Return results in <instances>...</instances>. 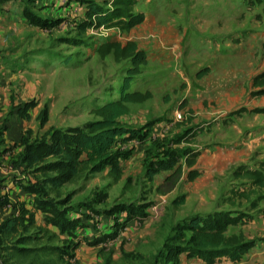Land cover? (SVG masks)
Returning a JSON list of instances; mask_svg holds the SVG:
<instances>
[{
    "label": "rangeland",
    "instance_id": "374dc122",
    "mask_svg": "<svg viewBox=\"0 0 264 264\" xmlns=\"http://www.w3.org/2000/svg\"><path fill=\"white\" fill-rule=\"evenodd\" d=\"M102 2L0 0V31L15 35H6L0 48L6 68L0 79L4 86L19 84L9 110L26 120L23 136L34 142L74 138L97 119L93 108L118 98L131 64L112 54L100 57L99 44L133 40L148 55L130 90L152 97L127 104L121 122L137 137L113 145L119 176L104 165L55 188L44 177L56 175L37 172L28 188L33 206L23 211L34 215L28 234L40 237V245L61 248L59 264H203L188 255L193 244L185 224L196 215L229 212L241 221L253 218L226 233L255 242L241 264H264V218L245 203L227 201L241 182L234 171L258 168L264 160V95H252L251 86L264 70V2L137 0L134 13H143L147 23L129 31L91 27L88 12L79 10ZM11 14L12 21L6 19ZM145 28L154 37L141 38ZM229 68L234 75L220 83ZM188 151L197 154L193 181L187 178ZM173 156L180 174L147 176L153 163ZM53 220L65 222L64 229ZM1 250L0 264H6Z\"/></svg>",
    "mask_w": 264,
    "mask_h": 264
},
{
    "label": "trees",
    "instance_id": "16d2710c",
    "mask_svg": "<svg viewBox=\"0 0 264 264\" xmlns=\"http://www.w3.org/2000/svg\"><path fill=\"white\" fill-rule=\"evenodd\" d=\"M109 1L110 8L102 6ZM253 3H263L264 0H249ZM102 4V5H101ZM101 4H88V15L91 19V27L94 29H118L129 31L142 24L145 20L143 13H134L137 0H103ZM89 22V23H90ZM97 53L104 58L108 55L115 61L129 60L131 67L126 70L119 89L118 98L92 109L96 120L85 125L84 129L72 139L60 142L52 136L50 144L46 141L26 144L23 161L27 165L37 166V172L43 175L53 173L56 176L44 177L55 188L65 182L78 180L86 171L94 170L100 166L109 165L111 176H119V168L116 164V156L112 152L116 142H125L137 137L135 130L125 127L121 119L129 114L127 104L143 103L152 97L151 92L131 91V83L134 78L142 73V67L148 62L147 53L139 48L134 41L125 44L104 41L97 47ZM208 70H202L196 74L200 78ZM252 95H264V70L256 74L252 79ZM54 138V139H53ZM185 163L189 172L188 181H193L199 176V172L193 168L197 154L185 152ZM48 159H53L47 162ZM176 156L169 160H161L153 163L147 169V176L152 178L157 173L174 170L180 174L182 166ZM258 168H249L241 165L234 171V178L240 179V186L230 191L227 199L229 204L241 206L246 204L248 211H256L264 218V160L260 161ZM229 212H217L206 216H193L188 219L185 227L191 233L193 244L187 251L188 255L203 264H241L243 257L255 246V242L247 241L242 234L227 236L229 226L244 224L252 218L238 220L230 217ZM241 221V222H240ZM52 225L64 229L65 222L53 220ZM35 228L34 215L22 214L6 220L0 225V246L4 254L6 264H59L58 260L65 256L61 248L56 246L40 245V237L29 235ZM13 245H8L9 242ZM20 247V248H19ZM57 256V261L51 259Z\"/></svg>",
    "mask_w": 264,
    "mask_h": 264
},
{
    "label": "crops",
    "instance_id": "0c3cea01",
    "mask_svg": "<svg viewBox=\"0 0 264 264\" xmlns=\"http://www.w3.org/2000/svg\"><path fill=\"white\" fill-rule=\"evenodd\" d=\"M87 10V7H83L79 11H83V14H85L88 12ZM71 16L73 17L72 14ZM82 18L85 17L83 16ZM6 19L12 21L15 18H13L11 14L9 17H6ZM146 21L147 18L145 17L144 22L133 29L141 26L145 27ZM150 29L148 30L145 28L141 30L143 32L148 30V32H145V34L148 33L147 36L143 32H141L142 35L140 33L141 38L142 36L147 38L153 36ZM86 30L88 31L87 28ZM8 31L9 30H5L4 33L0 31V48L7 45V42L3 41L6 35L11 38L15 36L12 32L8 33ZM138 39H140L139 36ZM21 40L22 39H20V42H23V40ZM25 41H27V43L30 42L29 39ZM139 48L143 49L145 52L147 51L143 46H139ZM22 52H24L23 49ZM5 69L3 65H0V78L4 76ZM228 70L230 73L228 74L225 72V77L220 78V83H224L226 79L231 80L230 75H234V72L230 68ZM4 84L5 82L0 79V225L10 218L24 214V210H28L33 206L31 198L32 193L28 188L33 187L37 173V166L31 167L23 161L25 146L26 144L34 143V141H32L34 138L30 136L29 138H27L28 136L25 138L23 136L26 132V120L17 109H13V111L9 110L12 104L10 94H14L12 91L19 89V84H12V86H4ZM20 99L21 98H19V101ZM29 204H31L30 207L28 206Z\"/></svg>",
    "mask_w": 264,
    "mask_h": 264
},
{
    "label": "built area",
    "instance_id": "2783aa9c",
    "mask_svg": "<svg viewBox=\"0 0 264 264\" xmlns=\"http://www.w3.org/2000/svg\"><path fill=\"white\" fill-rule=\"evenodd\" d=\"M177 118H179V119H180L181 117H180V116H178Z\"/></svg>",
    "mask_w": 264,
    "mask_h": 264
}]
</instances>
